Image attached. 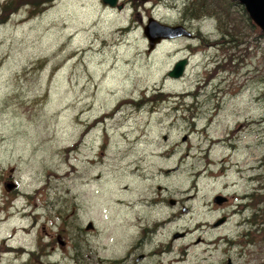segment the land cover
<instances>
[{
    "label": "rangeland",
    "instance_id": "obj_1",
    "mask_svg": "<svg viewBox=\"0 0 264 264\" xmlns=\"http://www.w3.org/2000/svg\"><path fill=\"white\" fill-rule=\"evenodd\" d=\"M10 1L0 0L13 10L0 11V264H264V227L250 218V196L264 191V33L243 6L208 0L225 20L184 15L197 0ZM149 17L197 37L149 51ZM183 57L182 76L169 77ZM157 244L168 252L135 262Z\"/></svg>",
    "mask_w": 264,
    "mask_h": 264
},
{
    "label": "water",
    "instance_id": "obj_2",
    "mask_svg": "<svg viewBox=\"0 0 264 264\" xmlns=\"http://www.w3.org/2000/svg\"><path fill=\"white\" fill-rule=\"evenodd\" d=\"M245 9L248 16L264 31V0H237ZM111 8L122 9L123 4L119 3V0H102ZM143 34L148 42V50H154L163 40H175L178 38H191L193 33L186 28L183 24H167L158 21L153 17H149L146 24L142 27ZM188 59L183 57L175 62L173 67L167 72V75L172 78L181 77L187 66ZM15 184L13 182H5L4 187L7 191L11 190ZM226 200V197L220 194L214 196L213 201L216 204H222ZM172 203V200H170ZM224 221V218H220L216 221L215 225H218ZM94 227L92 222H88L86 229ZM179 234H174L173 237H177Z\"/></svg>",
    "mask_w": 264,
    "mask_h": 264
},
{
    "label": "trees",
    "instance_id": "obj_3",
    "mask_svg": "<svg viewBox=\"0 0 264 264\" xmlns=\"http://www.w3.org/2000/svg\"><path fill=\"white\" fill-rule=\"evenodd\" d=\"M39 0H37L38 2ZM48 1H51V0H43L42 3H46ZM198 3H195V4H192L193 6H196L197 9L195 10V12H189V7L187 6L184 10V15L188 14L190 17H195V18H199L200 16L203 15V9H207L206 10V13L207 14H216L217 15V18L220 19L222 16H225V20L228 19V13L225 12V8H224V5H221L220 2H214V3H211L209 2L208 0H197ZM237 1V0H236ZM29 1L25 0L23 3H27ZM238 2V1H237ZM12 3V0L10 1V4ZM41 3V4H42ZM239 3V2H238ZM39 4V3H38ZM18 5V4H17ZM40 6V4H39ZM32 10H35V9H32ZM0 11H2V14L3 15H6L9 14V13H12L13 10L9 9L8 8V5H5L3 6ZM12 11V12H11ZM39 11V10H38ZM224 20L223 22V32H222V35L223 36H229V37H233L234 35V27H233V24L229 22H226ZM247 20H248V23L250 26H252L253 28L258 27L260 29L261 32L264 33L263 29L258 26L247 14ZM1 22V21H0ZM262 180L264 181V173H263V176H262ZM261 180V181H262ZM262 187H264V184L261 185ZM253 196V197H252ZM251 199L253 198L254 200V204H255V208L253 209V212H252V215H251V219H252V223L254 225H256V228L257 229H261L259 231H262V227H264V191L262 192H257L255 194L252 193V195L250 196ZM249 218V220H250ZM255 219V220H254Z\"/></svg>",
    "mask_w": 264,
    "mask_h": 264
},
{
    "label": "flooded vegetation",
    "instance_id": "obj_4",
    "mask_svg": "<svg viewBox=\"0 0 264 264\" xmlns=\"http://www.w3.org/2000/svg\"><path fill=\"white\" fill-rule=\"evenodd\" d=\"M197 36H196V34H194V37L193 38H196ZM119 105L118 106H116V108H115V111L114 112H117L118 111V109H119ZM103 118H104V116H102V117H100V118H95L94 119V121H93V123L91 124V126H95V125H99V123H100V125H103L102 124V120H103ZM104 129H105V132H106V127L104 126L103 127ZM78 143L79 142H77L76 143V146H78ZM6 181H13V179H12V177H11V175H9L7 178H6ZM18 184L17 183H15V186L12 188V191L16 194V195H18V193L20 192V191H18L19 189H18V186H17ZM227 201V199L225 200V202ZM174 203V200H172V203L171 204H173ZM94 227H92V228H90V229H93ZM145 234V232L144 231H142L141 232V236H143ZM145 237V236H144ZM144 237H142L141 239H138L137 240V242H135L134 243V245L131 247V249L129 250V256L130 255H132L136 250H139V249H141V248H143V246H144V244H145V241H146V239L144 238ZM3 242V244H5V240H3L2 241ZM7 245H10V244H7ZM8 249L7 250H4L3 249V251L4 252H11L9 255H11L13 252H14V250L12 249V247L13 246H6ZM19 250H22V248H18ZM168 252V249H167V245H165V244H157V247L155 248V250H153V251H151V252H149V253H147V252H140V253H138V254H136L135 255V258H134V260H135V262H139V261H143V260H145L148 256H152V255H162V254H166ZM125 258H123V259H121L120 260V263L122 264L123 262H125ZM114 263H118V261H114Z\"/></svg>",
    "mask_w": 264,
    "mask_h": 264
},
{
    "label": "bare ground",
    "instance_id": "obj_5",
    "mask_svg": "<svg viewBox=\"0 0 264 264\" xmlns=\"http://www.w3.org/2000/svg\"><path fill=\"white\" fill-rule=\"evenodd\" d=\"M181 24H183L186 28H188L191 32H192V29L190 28V27H188V26H186L184 23H181ZM193 33V32H192ZM194 37V34L192 35V37L191 38H188V39H192ZM5 182H13L14 184H15V182L14 181H5ZM4 182V183H5ZM5 188V187H4ZM10 191V190H9ZM174 236V235H173ZM20 252H22L23 250H19ZM25 252H26V250H25Z\"/></svg>",
    "mask_w": 264,
    "mask_h": 264
}]
</instances>
